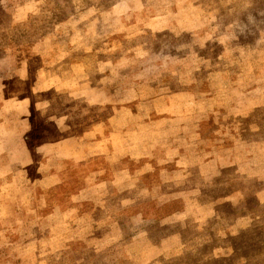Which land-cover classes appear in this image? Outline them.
I'll use <instances>...</instances> for the list:
<instances>
[{"label":"rangeland","instance_id":"374dc122","mask_svg":"<svg viewBox=\"0 0 264 264\" xmlns=\"http://www.w3.org/2000/svg\"><path fill=\"white\" fill-rule=\"evenodd\" d=\"M1 106L0 264H264V0H0Z\"/></svg>","mask_w":264,"mask_h":264},{"label":"crops","instance_id":"0c3cea01","mask_svg":"<svg viewBox=\"0 0 264 264\" xmlns=\"http://www.w3.org/2000/svg\"><path fill=\"white\" fill-rule=\"evenodd\" d=\"M6 105V104H5ZM3 110H4V107L3 106H1L0 107V114H2L3 113ZM24 124H25V121L23 120L22 122H21V125L22 126H24ZM24 152V151H23ZM25 154V153H24ZM25 156V155H24Z\"/></svg>","mask_w":264,"mask_h":264}]
</instances>
